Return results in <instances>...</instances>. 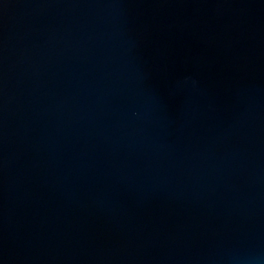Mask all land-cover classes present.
Instances as JSON below:
<instances>
[{
	"label": "water",
	"instance_id": "1",
	"mask_svg": "<svg viewBox=\"0 0 264 264\" xmlns=\"http://www.w3.org/2000/svg\"><path fill=\"white\" fill-rule=\"evenodd\" d=\"M0 264H264V0H0Z\"/></svg>",
	"mask_w": 264,
	"mask_h": 264
}]
</instances>
